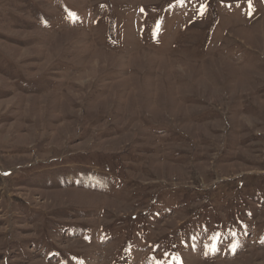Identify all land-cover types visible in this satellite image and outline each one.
Masks as SVG:
<instances>
[{
  "label": "rangeland",
  "instance_id": "rangeland-1",
  "mask_svg": "<svg viewBox=\"0 0 264 264\" xmlns=\"http://www.w3.org/2000/svg\"><path fill=\"white\" fill-rule=\"evenodd\" d=\"M0 264H264V0H0Z\"/></svg>",
  "mask_w": 264,
  "mask_h": 264
}]
</instances>
